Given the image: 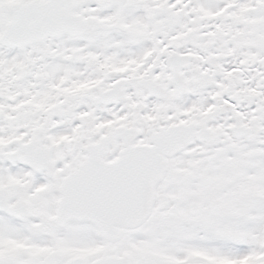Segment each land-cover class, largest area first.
<instances>
[{
  "label": "flooded vegetation",
  "instance_id": "obj_1",
  "mask_svg": "<svg viewBox=\"0 0 264 264\" xmlns=\"http://www.w3.org/2000/svg\"><path fill=\"white\" fill-rule=\"evenodd\" d=\"M131 2L15 47L0 26V264H256L264 0ZM146 146L168 168L139 225L135 169L108 166Z\"/></svg>",
  "mask_w": 264,
  "mask_h": 264
},
{
  "label": "water",
  "instance_id": "obj_2",
  "mask_svg": "<svg viewBox=\"0 0 264 264\" xmlns=\"http://www.w3.org/2000/svg\"><path fill=\"white\" fill-rule=\"evenodd\" d=\"M74 4V0H50L47 5L42 7L32 6L22 9L17 20L9 27L10 29L14 27L13 34L18 31V28L23 27L24 34L28 33L27 38H30L31 33L27 32L26 27H34L31 29L34 34L31 38L34 40L41 36H54L61 32L71 31L75 20L69 10ZM31 16L36 17L34 24H30ZM127 162L130 161H124V164ZM165 163V160L155 153V148L146 147L139 150L138 159L133 164L134 167L139 168V192L143 195L139 200V224L145 221L151 212L153 192L164 175ZM148 194H151V197Z\"/></svg>",
  "mask_w": 264,
  "mask_h": 264
},
{
  "label": "rangeland",
  "instance_id": "obj_3",
  "mask_svg": "<svg viewBox=\"0 0 264 264\" xmlns=\"http://www.w3.org/2000/svg\"><path fill=\"white\" fill-rule=\"evenodd\" d=\"M16 2V0H8V3L13 6L14 3ZM261 14H263L262 12H259ZM13 18V14L10 10V8H8L7 10H1L0 11V26L1 27H5L6 24H8ZM228 27H234L232 24H229ZM253 27V26H252ZM255 27H264V23L260 22L259 25L255 26ZM228 167H232V164H229ZM231 174V172H229ZM258 203V202H257ZM227 210H229L230 212L228 213L230 217H232V219H230V221L234 222L232 223L236 228H237V224H236V219L234 217V215H238V211L240 212H244V209L242 206L239 205H230L229 207H226ZM227 210H226V215H227ZM233 211V212H232ZM249 211L252 212L253 219H251L248 222V229L247 232L249 234V241L250 243L254 246L255 250V254H256V264H264V216L263 214H260V208H259V203L255 204V206L253 208H251ZM222 215V214H220ZM259 215H261L260 217H258ZM255 216V219H254ZM254 220V223H253ZM234 241L236 243H240V245H242L243 243V237H237L236 239H234Z\"/></svg>",
  "mask_w": 264,
  "mask_h": 264
}]
</instances>
